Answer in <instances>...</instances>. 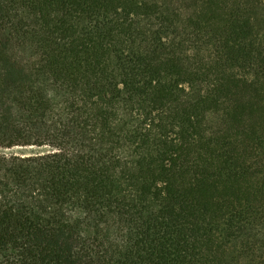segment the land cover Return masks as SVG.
Listing matches in <instances>:
<instances>
[{
  "label": "trees",
  "instance_id": "obj_1",
  "mask_svg": "<svg viewBox=\"0 0 264 264\" xmlns=\"http://www.w3.org/2000/svg\"><path fill=\"white\" fill-rule=\"evenodd\" d=\"M0 149V264H264V0H0Z\"/></svg>",
  "mask_w": 264,
  "mask_h": 264
},
{
  "label": "rangeland",
  "instance_id": "obj_2",
  "mask_svg": "<svg viewBox=\"0 0 264 264\" xmlns=\"http://www.w3.org/2000/svg\"><path fill=\"white\" fill-rule=\"evenodd\" d=\"M37 150H39V148L35 146H15L12 148L5 149V151H13L15 153H30Z\"/></svg>",
  "mask_w": 264,
  "mask_h": 264
}]
</instances>
